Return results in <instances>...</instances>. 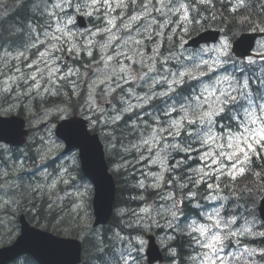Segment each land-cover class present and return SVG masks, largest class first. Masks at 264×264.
<instances>
[{"label": "snow or ice", "instance_id": "obj_1", "mask_svg": "<svg viewBox=\"0 0 264 264\" xmlns=\"http://www.w3.org/2000/svg\"><path fill=\"white\" fill-rule=\"evenodd\" d=\"M40 2L43 7L40 8L39 4L36 7L47 19L40 25L42 31L32 36L31 32L36 31L32 29L29 43L23 45L25 51L35 49L33 61L26 63V67L32 71L25 73L13 65L19 75L8 78L13 83L22 81L27 89L25 94H59L63 82L71 84L75 94L78 85L69 78L75 76L80 79L87 75L90 89L99 88L103 95L111 98L112 114L108 117V123L119 125L123 121L125 127L130 124L131 131L138 133L137 142L131 144V148L139 152L140 159L153 165L159 164L165 171H173L193 159L192 154L196 153L195 158L201 162V166L192 169L194 175L189 176L188 180L196 187L205 184L212 193L221 190L219 177L227 175L235 180L237 174L244 175L245 165L251 163L253 156H257L260 150H264V76L257 79L254 89L252 79L243 75L240 78L223 76L206 83L202 77L214 72L213 66H209L207 61L197 63L188 57V60H192V67L188 68L180 56L173 52L176 45L172 38L176 30L169 29V26L175 25L187 32L188 29L183 26L193 22L191 12L196 10L197 0H82L75 4L76 12L89 9L83 14L90 17L93 24L85 32L74 30L73 16L66 11L74 6V0ZM198 2L206 3L207 0ZM238 6L243 7L244 0H239ZM41 36L43 39H40ZM166 42H171V47L166 48ZM82 51L91 60V63L83 65V73L79 68L68 67L64 60V54H67L78 61ZM165 51L168 55L164 54ZM21 58L27 60L23 51L14 57L5 53V59ZM170 60H176L180 68L172 71L168 67ZM213 63L222 62L217 60ZM251 63L254 61H249ZM145 68L147 72L143 76L132 78L136 69ZM152 72L157 73L158 80L149 75ZM136 79L144 80L147 84L148 91L143 96L136 93L133 87ZM189 80L199 81V91L193 86V95L183 96V89L177 93L176 89ZM16 86L19 87V84ZM157 86L167 88L157 91ZM11 90V86L3 88L5 92ZM170 94H173V98L176 95L181 97L179 106L176 103L166 105L159 109L161 115L146 112L148 120H144L139 112H134L130 102L135 100V107L144 108L153 100ZM224 120L228 123H222ZM173 152L177 155L183 153L174 167L167 165ZM4 166L0 157V167ZM152 175V186L160 187L159 181L163 179V174ZM67 182L62 175H58L48 188L54 190L58 183ZM139 186L144 187V183L141 181ZM194 195L189 191L190 198ZM168 199L172 201L167 208L171 215L169 227H178V205L181 201L171 194ZM209 199L225 200L226 197L213 194ZM223 208L221 204L206 216L210 224L193 221L187 225L189 235L197 233L198 236L193 239L201 249L206 250L192 257L199 264H230L226 257L236 259V254L225 251L228 242L234 241L239 245L240 237H264V232H253V228L248 226L249 223L254 226V220L233 228L237 223L236 217L224 218L221 214ZM141 211L148 213L149 209ZM128 243L131 245V240ZM143 243V240H139L141 248ZM135 251L138 255L140 248ZM256 252V249L245 247L241 255L253 256ZM125 256L135 264L136 257L132 256L131 251L121 253L119 260H124ZM260 256L264 259V250L260 251Z\"/></svg>", "mask_w": 264, "mask_h": 264}, {"label": "rangeland", "instance_id": "obj_2", "mask_svg": "<svg viewBox=\"0 0 264 264\" xmlns=\"http://www.w3.org/2000/svg\"><path fill=\"white\" fill-rule=\"evenodd\" d=\"M11 0H0L2 8H5L8 6L9 2ZM33 3L32 7L36 8V15H41L40 10L36 7V5H40V8L43 7L40 0H32ZM208 1V0H207ZM82 0H74V6L72 8L66 9V11L69 13V15L73 16V19L75 21V28L74 30H78L79 32H85V30H81L76 26V17L78 15H82L85 18L89 19L87 15L83 14V11H88L89 9H84L82 12L77 13L75 9V4L80 3ZM13 5L11 2L10 7ZM16 6V5H15ZM10 7H8V10H10ZM18 8V6H16ZM199 9V8H197ZM35 11V10H34ZM39 13V14H38ZM3 16V12L0 14V17ZM41 21L40 24L30 25L27 28V36L30 39L29 33L32 29H35V32H31L32 36L36 34V32L42 31L40 25H43L46 21V17L41 15ZM66 19V17H65ZM175 19V18H173ZM189 24L184 25L183 27H188ZM91 26L90 28H92ZM88 27V29H90ZM175 28L176 35L173 36L174 42H180L183 41V39L186 38L187 35L190 34L191 31L184 32L183 28L176 27L175 25H170L169 29ZM168 31V30H166ZM184 32V33H182ZM40 39H43V36L40 37ZM228 38H225L220 45L215 47H205L199 51L197 50H188L183 47L184 43L187 40H184L181 47H179L178 50L173 51L175 54H178L180 58L183 60V63L188 67H192V60H195L197 63L201 60L207 61L209 66H213L215 68L214 72H210L208 76L202 77V79L207 83L211 82V80H214L216 78H220L223 76H231L236 74V71L239 67L237 63L230 61V44L227 43L225 40ZM230 40L228 39V42ZM29 43V40L28 42ZM167 47H171V42H166ZM34 50V51H32ZM43 50V49H41ZM24 52L25 57H27V60L25 61L23 58L21 60H15V59H5V53H10L11 56H16L18 52ZM163 51V49H162ZM35 52V49H29L28 51H25V49H15V52H12L10 49H5L3 51H0V110L3 111H17L20 108L24 109V113L29 117L28 125L33 130L32 136L30 137V145L28 146V150L24 154H19L20 156L15 159L14 155H11L7 152V154L2 153L0 154V157H2V162L5 164L7 163V167H0V242L1 244H4L3 242H8L13 239H15L18 235L17 231V224H16V216L20 213L21 210H23L24 206L26 205V202H29L30 200H38L36 204H39V207L41 204L39 201L41 200V197L44 195V191L49 189L48 185L52 183V180L55 179L54 175H64V172H68L66 175V181H68V184L71 185H63L61 189L57 190L54 196H49V198L46 199L45 208L38 209L40 215L35 213V219L41 218L43 222H46V219H50L51 215H49V212L51 210H55V212L59 213V215L56 217L55 222L58 223L60 220V217L66 214L74 215V217H70L72 219H77L78 223L80 225L85 226L86 228L87 223L91 220V210L89 208V199L91 198V184L87 182L86 180L83 182L79 178L78 170L77 174L73 171L72 167L73 165L76 166L78 155L77 153H69L68 155H63L61 158L59 157L60 151L64 150L63 143L56 138L54 134L56 122L58 119L69 117L70 111L67 108H54L57 104L60 103H50L42 102L43 100H46L47 98H51L53 96H57L58 94H52L49 95L47 93H41L40 95H37L35 92H32L31 94H25L27 89L25 84H21V81H16V83H13L11 80H9V77H15L19 74L16 72L15 67L13 65L20 67L21 70L25 73L31 72V69H28L26 67V63H31L34 59L33 53ZM84 52L82 51L80 53L79 61L80 64H88L91 63L90 58L88 56L82 57V54ZM226 53V54H224ZM165 55H168V52H164ZM256 56L247 60L249 61H260L264 59V41H261L257 51ZM191 57L192 60H188L187 58ZM64 60L67 63L68 67H76L73 66L75 61L72 57L67 56V54H64ZM219 60L222 63H217L214 65V61ZM243 62H240L239 64H242ZM241 66V65H240ZM168 67L171 68L172 71H176L178 68H180V65L177 64L176 60H170ZM81 73L84 72V68H79ZM95 68L93 67V71ZM226 71V72H225ZM147 72V69H136L135 72L132 74V78L135 79L137 76H143L144 73ZM149 75L155 77L157 80L159 79V76L156 72H152ZM196 75H199V73H196ZM72 81H75L78 87L76 88L75 96H78L79 94L82 95L84 98V101L86 105L83 104V100L78 99V102L73 103V107L75 110H79L82 112H85L86 118L90 122L91 127H96V125H101V122L106 123L108 121V117L112 114V104L110 103L109 96L103 95L99 88L92 90L89 88V82L87 75H83L80 79H77L75 76L69 78ZM5 81H7V85H5ZM29 84L32 83V81H28ZM19 84V87L16 85ZM23 85V86H22ZM63 85H69L72 89L71 84L67 82H63ZM5 86H11L12 90L5 92L3 91V88ZM143 86V87H141ZM199 84V88H200ZM226 86V85H225ZM133 87L136 90V93L143 96L145 92L148 91L147 84L144 80L136 79V83L133 85ZM15 88L17 89L18 95L14 94ZM167 88H160L157 86V91H163ZM73 90V89H72ZM62 89H60V92ZM199 91V89L197 90ZM91 94L92 99L89 100V95ZM5 97H8L9 99L4 101ZM69 96L64 95L62 96V102L64 100L67 101ZM157 101H161L157 108L158 110L152 111L155 115H159V109L165 108V106H170V101L168 100L167 96H161L156 99ZM80 102V105L78 106ZM133 104V110L136 109L135 107L136 101L131 100L130 101ZM174 103L179 106V101H174ZM60 104V105H61ZM150 104H147L146 106H149ZM78 107V108H77ZM143 109V108H140ZM259 115V112L257 113ZM161 115V113H160ZM108 147L114 148L115 145L112 143L107 142ZM4 150H7L6 147ZM131 151H134L135 157L132 159H129L126 162L116 163L115 167L116 170H120L121 168L127 170L128 167H133L134 173L138 176V182L142 181L144 183V187L146 189H154L156 190V199H150L151 201L145 203V201L149 198H145L142 203V207L139 210L134 211H128L122 210L121 215H126V219H129L133 223V227H127L130 231L136 232L137 230L135 227L144 228L148 234L152 233L154 230L162 229L161 233L157 235V240L160 243H162V247H166L167 243L171 244L173 240V235H171L172 227H169V221L171 220V215L167 211V208L172 203L170 199H168L169 194L174 196L176 200H180L181 203L178 205H182V198L178 195L173 193H170L171 190L166 189L167 184L165 182L167 181V175H169L172 171H165L159 164H151L150 162H145L143 159H140L139 152H137L135 149L131 148ZM183 154V153H182ZM132 155V152L129 153V156ZM145 155H147L145 153ZM196 153H193V159L188 160L185 165H182L180 167V175L176 176L177 181L180 182V178H183L184 181H186L187 187H182L179 189L180 194L185 193L187 189L193 190L195 193L194 198L192 200H201L203 199L205 204L202 205L204 208V217L206 219V216L209 213H213L217 208L220 207L221 204L226 205L228 201V196L224 193L226 192L233 184L230 182H225V177L230 176L224 175L219 177L218 183L220 184V191L218 193H212L210 192L205 184H200L198 187L193 186L189 180L188 177L194 175L192 172V169L198 168L201 166V162L198 161L196 157ZM177 154L173 152L171 154V157L167 160V165L172 166V164H175ZM53 165L58 166L59 170L56 169L51 171L50 169L41 168L39 166V161L41 160H54ZM45 161V162H46ZM171 161L173 163L171 164ZM193 163V164H191ZM190 164V168H188L186 165ZM246 166V165H245ZM5 168V169H4ZM67 170V171H64ZM23 171L24 175L22 179H9L10 176H19V173ZM5 173H7V176H5ZM163 174V179L159 181L160 187H153L154 183V176ZM56 175V177L58 176ZM240 175H236V178ZM175 178V176L173 177ZM233 180V179H232ZM183 182V180H181ZM234 181V180H233ZM181 182V184H182ZM212 182V181H209ZM178 184V183H177ZM183 185V184H182ZM204 185V186H203ZM39 186V187H38ZM176 187H178L175 184ZM202 189L203 198H200L197 196V190ZM145 190V189H144ZM19 195H18V193ZM217 195L226 197L225 200L217 199V200H211L209 199L210 195ZM33 198V199H32ZM188 199V198H187ZM145 203V204H144ZM198 204V203H196ZM42 207V206H41ZM148 208L149 212L144 213L141 211V209ZM223 209H221V214L224 218L231 217L230 215V208L228 209V213L223 214ZM241 217L237 218L236 221L240 220V223H236L233 225V228H239L243 225H245V222H251L254 219L247 217L249 213H244L242 211L241 214H239ZM181 215L179 213L178 216V225L181 227L184 225V222L180 221ZM70 220V219H69ZM71 221V220H70ZM255 221V220H254ZM193 221L190 222V224ZM211 221H208L207 224H210ZM183 224V225H181ZM189 224V225H190ZM205 224V223H201ZM162 226V227H161ZM249 227L253 228V232H264V230H261L258 228L257 223L255 222V225L253 226L251 223L248 224ZM64 229L66 228V225L63 226ZM79 230H84V228L79 227ZM164 229V230H163ZM188 230V227H186ZM99 234V233H97ZM145 234V233H144ZM144 234H137L134 236H125L123 234H120V237H117L118 243L121 247L122 251H131L132 256L136 257L135 264H141L142 261H145V251L147 247V241L145 239ZM153 234V233H152ZM198 236V234L196 233ZM249 237V238H248ZM123 238V239H121ZM247 238V239H246ZM261 238L259 235H249L246 237H240V244L237 245L234 241L230 242L229 246L227 244V247L225 248L226 252L229 253H235L236 259L234 260H243L245 264H258L262 259L259 258L258 254H260V251L263 249H260L259 243H251L250 240H255ZM129 240H131V245H129ZM139 240H143V246L140 247ZM243 244H249L250 246L243 245ZM195 245L199 248L198 253L202 251H206L201 249L198 244L195 241ZM249 248V249H256L257 252L253 256H249L247 254L241 255V251L243 248ZM140 248L139 254L137 255L135 249ZM197 256V254L195 255ZM194 256V257H195ZM226 259L230 260L231 264V258L226 257ZM132 264V261L128 258V256L124 257V260L122 264ZM146 262V261H145ZM262 263V262H261ZM162 264H171V263H162ZM192 264H199L198 261H193ZM240 264H242V261H240Z\"/></svg>", "mask_w": 264, "mask_h": 264}, {"label": "trees", "instance_id": "obj_3", "mask_svg": "<svg viewBox=\"0 0 264 264\" xmlns=\"http://www.w3.org/2000/svg\"><path fill=\"white\" fill-rule=\"evenodd\" d=\"M33 3H35V1L32 2V0H25L24 6L26 7L24 10L22 8V11H17L15 13L13 11L15 9H12L11 11L13 12L7 18V20L3 19V21L1 22L2 32L0 33V50L2 48L7 47L8 45H11L12 47L13 46L16 47L19 44L18 40L20 39V35L16 33V27L24 28L28 23H30V22L25 21L23 17L27 15L28 13H32V11L34 10L36 11V8L32 7ZM195 7L200 8L197 10L200 12V21L204 24L205 21L203 20V15H205L206 7L203 6V4H196ZM245 9H243L242 11H244ZM258 12H259L258 14L250 15L246 24H251L254 26L263 25L264 24L263 10H259ZM240 13L241 11H238L232 16L228 15L230 17H228L227 19H228V22L230 21V23L232 24L231 27H236L233 24L232 19L239 17ZM194 16H198V14H195ZM33 23L38 24V21L35 20ZM226 26H228V24H226ZM10 39H11V42H10ZM186 87L187 86L182 87L179 90V93L181 92L182 89L184 91ZM116 127L117 125L113 127L114 129L112 128V132L110 133V135H111V138H113L115 141L114 144L119 143V146L117 148H114L112 153H113V156L114 155L116 156L114 159L118 163H121L123 161L126 162L129 159H132L135 157L134 151H131V144H134L137 142L138 133L131 131V128H129L130 124L128 127H125L123 122L119 124L117 128L118 131L115 129ZM131 152H132V155L129 156V153ZM261 156H264V154ZM261 156L259 158H254V167H252V171L248 173L246 177L244 178L245 179L244 184H247V186L240 187L238 186L239 184H233L227 190V192H235L236 194L243 193L245 200L243 202L240 200L241 203H247L249 200V202H251L252 205L257 206L258 200H259L258 198L263 193V190H264V170H263L264 169V158H261ZM126 169L127 170L122 168L118 173H116V180L118 184L116 207L118 206V209H119L121 206L120 210L128 209V211H132L133 209H139L141 207L140 205L142 203V200L145 199L146 197L149 199L155 200L156 197L153 196L155 194L154 191L148 190V189H146L147 191H145V190L140 189L139 182H138V176L134 173L133 168L128 167ZM178 176L181 177L180 174ZM182 180L183 182L177 181L178 187L173 186L171 189L173 192H175L176 195L180 196L182 200H184L183 205H181L182 214L184 215L185 218L188 217L191 219L190 221H192L194 219H197V217H199L200 212L197 209L190 206L187 200H185L187 199L186 191L185 193L180 194L179 189L182 188V184L187 185L186 181H184L183 178ZM169 181L173 182L174 185L176 184V180H174L172 177L168 178V182ZM33 201L38 202L37 199ZM38 207H39V204L36 206V208ZM49 215H51L50 219L44 218L46 219L47 222H43L41 218L40 220L36 221L33 216L28 217V219L30 220V222L35 223L37 226H41L47 230H50L60 235L68 233L67 234L68 236L77 237L79 236L78 233H80L78 232V230L80 229L79 227L84 228L83 225H80L78 223L77 219L70 218V217H74V215L61 216L58 223L55 222L57 216L53 214V211H51V214L49 213ZM185 218L182 220V222L186 220ZM118 219L114 216L112 218V221L106 227L102 228L101 230H95L92 228L87 229L88 231L83 237L84 251H85L84 264H115L117 262L118 255H119V250L117 246L118 244L117 237H120V233L124 234L127 232L126 226L133 227V223L129 219H126L125 216H119ZM189 224L190 222L186 220L184 225L181 224L183 226L172 227L171 235H173V240L171 242L170 247L172 248L173 256H170L171 259H169L168 261L175 259L177 261L176 264H191L190 263L191 258L193 257L195 253V245H194V239H193L194 234L189 235V230L186 229L187 225ZM65 225H66V228L64 229L63 226ZM66 230H67V233H66ZM161 230L162 229H157V230H154L153 232L156 234H159L163 232ZM115 250H117L116 257L114 254ZM109 259H112L111 262L109 261ZM23 262H24L23 264H28L27 262L30 263L32 261L29 258H26V262L25 261Z\"/></svg>", "mask_w": 264, "mask_h": 264}, {"label": "water", "instance_id": "obj_4", "mask_svg": "<svg viewBox=\"0 0 264 264\" xmlns=\"http://www.w3.org/2000/svg\"><path fill=\"white\" fill-rule=\"evenodd\" d=\"M260 35L242 36L234 45V51L239 56H247L253 47L254 40ZM209 34H201L192 40L190 45L198 46L206 42ZM24 122L20 119L0 123V140L14 145H22L27 132L23 130ZM58 135L66 142L67 151L79 149L82 169L85 175L95 185L94 226L105 224L112 215L115 186L111 175L108 174L104 162L103 148L97 136H91L84 121L71 120L58 128ZM260 214L264 220V199L260 207ZM22 234L17 242L9 247L0 249V264H8L24 254L31 255L40 264H78L81 261V243L72 239L55 237L34 227H30L21 218ZM149 263L162 260L161 253L155 245V239L150 240Z\"/></svg>", "mask_w": 264, "mask_h": 264}, {"label": "bare ground", "instance_id": "obj_5", "mask_svg": "<svg viewBox=\"0 0 264 264\" xmlns=\"http://www.w3.org/2000/svg\"><path fill=\"white\" fill-rule=\"evenodd\" d=\"M11 2L13 3V5L10 7V4H11ZM24 2H25V0H11L10 2H9V4H8V6L7 7H5V8H2V6H1V3H0V14L3 12V16L2 17H0V20L1 21H3V19H5V20H7V18L11 15V13L14 11L15 13L17 12V11H22V8H23V10L25 9V7L26 6H24ZM215 3H221L222 4V9H220V10H217L216 9V7H214V6H211V4L212 5H214ZM238 3H239V0H208L206 3H199L198 2V0H197V2L195 3V5L196 4H203V6H205L206 7V10H205V15H203V20L205 21V23L203 24L201 21H200V12L197 10V8L195 7V11H192L191 12V16L192 17H194V20H193V22L192 23H190V26L188 27V32L189 31H191L190 32V34L189 35H187L186 36V38L185 39H183V41L184 40H187L185 43H184V45H186L188 42H189V39L196 33V32H198L199 30H201V29H211V28H213V29H216V30H218L219 31V33H220V35H221V38L224 40L225 38H228L230 41H231V39L233 38V36H235V35H237L239 32H240V29H238L237 27H232L231 28V30H228V28L223 24V23H221V21L220 20H215L214 18H213V15H215L216 13L217 14H221V15H230V16H232L233 14H235V13H237L238 11H241V10H243V9H245V8H247V6H248V3H249V0H244V6L243 7H240V6H238ZM18 6V8L16 7V6ZM33 5V4H32ZM8 7H10V10H8ZM12 9H15V10H13V11H11ZM35 13H36V11H32V13H28L27 15H25L24 17H23V19L25 20V21H27V22H30V23H32V22H34L35 20H37L38 21V24H40V21H41V15H36L35 16ZM39 14V13H38ZM195 14H198V16H194ZM22 17V16H21ZM84 16H82V15H78L77 17H76V26L79 28V29H81V30H86V29H88V27L90 28L91 26H93V24H92V22L90 21V18L89 19H87V18H85L86 20H87V23H85L84 22ZM14 19V18H13ZM1 21H0V33L2 32V30H1ZM17 21V20H16ZM226 22H227V24H229V25H231V23H230V21L228 22V19H226ZM30 23H28L27 25H28V27L30 26L29 24ZM37 24V25H38ZM18 25V24H17ZM31 25H35V23H32ZM247 26H249V27H255L254 25H251V24H246L245 25V27H247ZM261 27H264V24L263 25H260ZM6 28V27H5ZM11 32V31H10ZM26 31H25V28H17L16 27V33L17 34H19L20 35V39L18 40L19 41V44L17 45V47L15 48V49H24V47H23V45H25V44H27V42H28V40H29V38H28V36H24V35H22L23 33H25ZM9 33V32H8ZM182 33H184V32H182ZM32 35V34H31ZM11 36V35H10ZM22 38V39H21ZM18 39V38H17ZM14 41H16V40H14ZM183 41H180V42H175V45H176V47L173 49V51H176V50H178L179 49V47H181V45H182V43H183ZM10 42H11V39H10ZM184 45H183V47H184ZM4 47V46H3ZM12 46L11 45H8L7 47H5V48H2L3 50H5V49H10V50H12V48H11ZM165 47L166 48H168L167 47V43L165 44ZM206 46H203V45H200L199 46V48L197 49V51H199V50H201V49H203V48H205ZM0 50V51H3V50ZM32 51H34V50H32ZM163 51H164V49H163ZM85 56H87L85 53H83L82 54V57L84 58ZM230 61L231 62H234V63H237V62H239L238 61V59H236L235 57H233V56H231L230 55ZM89 61H91V60H89ZM76 62H80L79 60L78 61H75V63ZM75 63H74V65L73 66H75ZM239 65V67H238V69H237V71H236V74H235V76L237 77V78H240L242 75L243 76H247V77H250L251 79H252V87H253V89L257 86L256 85V82H257V79H259V78H261L262 76H264V73H262L260 76H256V74H257V72L259 71V69L264 65V63H261V64H257V62H255V63H251V64H249V62L247 63V66H243V64H238ZM241 65V66H240ZM257 70V71H256ZM256 71V72H255ZM226 72V71H225ZM184 86H187L185 89H184V91H183V95L185 96V97H187V96H190V95H193V92H192V87L193 86H196V90H197V87L199 86V81L198 80H189L186 84H183V85H181L180 87H178L177 89H176V92L177 93H179V90L182 88V87H184ZM62 91L61 92H59V94L57 95V96H53V97H51V98H47L46 100H43L42 102H46L45 104H47V102H50V103H60L61 104V101H62V96H64V95H67V96H69V98H71L72 99V101H73V103L74 102H78V99H80L81 98V100H83V104L82 105H86V103H85V101H84V98L82 97V95H78V96H75L74 94H73V90L71 89V87L69 86V85H65V86H63L62 88ZM168 97V100L170 101V105H172L173 103H174V101H179V103H180V101H181V97L179 96V95H176L174 98H173V94H170L169 96H167ZM63 103V102H62ZM160 103H162V100L161 101H157L156 99L155 100H153L152 101V103L149 105V106H144V108L143 109H140V108H136V109H134V112H139L140 114H141V116H142V118L144 119V120H148L149 118H148V116L146 115V112H152V111H155V110H158V108H157V106L160 104ZM80 105V102H79V104H78V106ZM78 108V107H77ZM159 115H160V113H159ZM125 119H127V116H125ZM135 119V117H133V120ZM227 121V120H226ZM123 121H121L120 123H122ZM119 123V124H120ZM222 123H223V121H222ZM115 125H117V124H111V123H108V121L106 122V123H103V122H101V125H96V127H95V129L97 130V132L99 133V134H101L102 136H103V138L105 139V142L107 143V142H109V143H112V144H114V139L113 138H111V135H110V133L112 132V128L115 126ZM118 126L119 125H117V127L115 128L117 131H118ZM122 127V126H121ZM130 128V127H129ZM114 129V128H113ZM119 129H121V128H119ZM115 131V130H114ZM124 131V130H123ZM127 131V130H126ZM129 131V130H128ZM131 132V131H130ZM117 133V132H116ZM118 133H120V132H118ZM128 133V132H127ZM114 134V133H113ZM130 134V133H129ZM120 138V137H119ZM115 145V147L114 148H117L118 146H119V143H115L114 144ZM107 147H108V144H107ZM114 148H110V147H108V149H109V152H110V156H111V158L114 160V162H116V163H118L114 158L116 157L115 155L113 156V149ZM26 150H28V148L26 149ZM26 150H25V152H26ZM24 152V153H25ZM183 157V154L182 153H180L178 156H177V158H176V160H179V159H181ZM54 161H55V159L54 160H49V162H51L52 164L54 163ZM191 164H193V163H191ZM174 165L175 164H172V166L174 167ZM188 168H190V164H187L186 165ZM5 167H7V163H5ZM252 167H254V160L252 161ZM41 168H44L43 166H41ZM133 168V167H132ZM5 169V168H4ZM72 169H73V171L75 172V174H77V170L75 169V166L73 165V167H72ZM264 170V169H263ZM262 170V171H263ZM180 167L179 168H174V170L169 174V175H167V177L169 178V177H174L175 176V178H173L174 180L175 179H177V177L176 176H178L179 174H180ZM179 172V173H178ZM263 175V174H262ZM246 176H242V177H239V178H237V179H235L234 181L233 180H228L227 182H230V183H232V184H239L238 186H240V187H243V186H247V184H244L245 182V178ZM168 178H167V181L165 182V184H167V186H166V189H169V190H171V192L170 193H173L174 194V192L172 191V187L173 186H175L174 185V183L173 182H168ZM82 180V179H81ZM180 181L182 180V178H180L179 179ZM83 181V180H82ZM84 182V181H83ZM176 185L178 186V184H177V180H176ZM133 187H135V186H133ZM175 188V187H174ZM137 189V188H136ZM140 189L141 190H143V188L142 187H140ZM144 189H146V188H144ZM148 190H152V191H154L155 192V194L153 195V196H155V197H157V195H156V190H154V189H148ZM117 191H118V189L115 191V193H114V197H115V201H114V204H113V211H112V215H111V217L108 219V221L105 223V224H102L101 225V228L99 229V230H101L102 228H104V227H106L111 221H112V218L115 216L117 219H118V217L119 216H125L126 217V215H121L120 213H121V211L122 210H120V208H121V206H120V208L118 209V206L116 207V202H117ZM189 191L191 192V193H195L193 190H189V189H187L186 190V192H187V202L190 204V206H192L193 208H195V209H197L199 212H200V207H199V200H192V199H194V198H190L189 197ZM202 191V189H198L197 190V196L198 197H200V198H203V193L201 192ZM199 193H200V195H199ZM142 195V194H141ZM238 197H239V199L243 202L244 200H245V197H244V194L243 193H238ZM132 198V197H131ZM262 198H264V190H263V193L261 194V196L258 198L259 200H261ZM136 199V198H135ZM144 200V199H143ZM143 200H142V203H143ZM179 200H180V198H179ZM139 201V200H138ZM40 203H41V200H40ZM142 203H141V207H142ZM196 203H198V204H196ZM183 205V204H182ZM140 207V208H141ZM89 208H90V210H91V207H90V205H89ZM139 208V209H140ZM139 209H133L132 211H134V210H139ZM180 212H181V206H180ZM125 210V209H124ZM36 212L35 213H37L38 215H40V213H39V211H38V209L37 210H35ZM51 211H53V214H55L56 216H58L59 215V213H57V212H55V210H51ZM51 211L49 212L50 214H51ZM92 211V210H91ZM247 213V212H246ZM66 215H69V214H66ZM63 216H65V215H63ZM248 216V215H247ZM119 220V219H118ZM47 222V221H46ZM126 227H128V226H126ZM87 229H91V220L87 223V226H86V228H84V230H78V232H80V233H78L79 234V236L83 239V237L85 236V234H86V232L88 231ZM127 229V232L126 233H124L123 235H125V236H134V235H137V234H144L145 235V239H146V241L148 242V241H150L151 239H155V238H157V235H155L156 233H154V232H152V233H150V234H148L147 232H146V230L144 229V228H140V227H137V228H135L137 231L136 232H132V231H130L128 228H126ZM113 230V229H112ZM189 230V229H188ZM120 234H122V233H120ZM146 235H150V237H146ZM121 236V235H120ZM111 238V237H110ZM251 241V243H255V242H257V243H259V246H260V241H259V239H255V240H250ZM94 242V241H93ZM97 243V242H96ZM170 245L171 244H169V243H167V246L164 248V250H163V253H164V259H165V262L166 263H172V262H174L175 261V259H173V260H170V261H168L169 259H171V257L170 256H173L172 255V248L170 247ZM117 246H118V250L121 248L120 247V245H119V243L117 244ZM98 253V252H97ZM116 253H117V250H115V257H116ZM101 254V253H100ZM101 258V257H100ZM113 258V257H112ZM168 258V259H167ZM111 260L112 259H109V261L111 262ZM141 264H145V261H142V263Z\"/></svg>", "mask_w": 264, "mask_h": 264}, {"label": "flooded vegetation", "instance_id": "obj_6", "mask_svg": "<svg viewBox=\"0 0 264 264\" xmlns=\"http://www.w3.org/2000/svg\"><path fill=\"white\" fill-rule=\"evenodd\" d=\"M1 21V20H0ZM221 21V23H223L225 26H226V24H227V22H226V20H220ZM2 22V21H1ZM33 23V22H32ZM32 23H30L29 25H31ZM232 26V24L231 25H229L228 24V26H226L227 28H228V30H231V27ZM25 33H23L22 35H24V36H27V28H28V25H26L25 27ZM17 47V46H16ZM15 46H13L12 47V52H15V48H16Z\"/></svg>", "mask_w": 264, "mask_h": 264}]
</instances>
